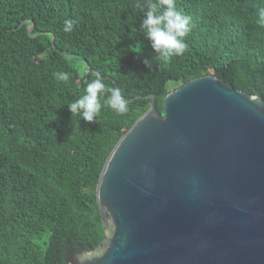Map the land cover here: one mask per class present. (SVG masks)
I'll return each instance as SVG.
<instances>
[{"label":"trees","instance_id":"trees-1","mask_svg":"<svg viewBox=\"0 0 264 264\" xmlns=\"http://www.w3.org/2000/svg\"><path fill=\"white\" fill-rule=\"evenodd\" d=\"M136 3L0 0V264H66V248L102 243L97 184L115 144L150 108L147 94L164 113L171 90L213 74L264 98V0H176L191 31L184 54L166 61L152 59ZM93 72L108 90L115 79L125 99L143 97L122 115L105 107L92 122L72 118L67 105Z\"/></svg>","mask_w":264,"mask_h":264},{"label":"water","instance_id":"water-1","mask_svg":"<svg viewBox=\"0 0 264 264\" xmlns=\"http://www.w3.org/2000/svg\"><path fill=\"white\" fill-rule=\"evenodd\" d=\"M145 97L97 184L105 238L66 264H264V98L213 74L171 90L164 113Z\"/></svg>","mask_w":264,"mask_h":264},{"label":"clouds","instance_id":"clouds-1","mask_svg":"<svg viewBox=\"0 0 264 264\" xmlns=\"http://www.w3.org/2000/svg\"><path fill=\"white\" fill-rule=\"evenodd\" d=\"M136 7L143 10L140 29L144 37L150 42L155 55L153 58L166 61L174 56H181L187 49L186 38L191 31V17L179 11L176 0H137ZM75 21H64L63 31H73ZM257 23L264 26V8L258 12ZM152 59L144 58L143 63L152 68ZM60 81L67 80V74L56 72L53 74ZM91 79L84 87V93L67 107L73 117L92 122L99 118L103 108L107 107L118 114L128 111L127 101L121 89L106 88L103 76L98 72L91 73Z\"/></svg>","mask_w":264,"mask_h":264},{"label":"rangeland","instance_id":"rangeland-1","mask_svg":"<svg viewBox=\"0 0 264 264\" xmlns=\"http://www.w3.org/2000/svg\"><path fill=\"white\" fill-rule=\"evenodd\" d=\"M174 85H175V84H174ZM41 243H42L43 245H46V244H47L46 241H41Z\"/></svg>","mask_w":264,"mask_h":264}]
</instances>
